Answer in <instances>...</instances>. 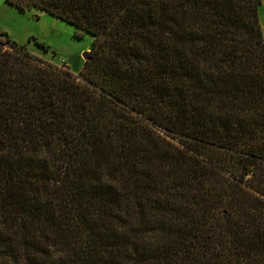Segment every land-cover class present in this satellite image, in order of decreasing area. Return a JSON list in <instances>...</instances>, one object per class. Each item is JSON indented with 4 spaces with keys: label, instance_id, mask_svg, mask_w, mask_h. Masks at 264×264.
<instances>
[{
    "label": "trees",
    "instance_id": "1",
    "mask_svg": "<svg viewBox=\"0 0 264 264\" xmlns=\"http://www.w3.org/2000/svg\"><path fill=\"white\" fill-rule=\"evenodd\" d=\"M5 1L91 41L0 30V264H264L260 0Z\"/></svg>",
    "mask_w": 264,
    "mask_h": 264
},
{
    "label": "rangeland",
    "instance_id": "2",
    "mask_svg": "<svg viewBox=\"0 0 264 264\" xmlns=\"http://www.w3.org/2000/svg\"><path fill=\"white\" fill-rule=\"evenodd\" d=\"M257 18L264 42V0L257 6ZM0 30L17 44H23L29 53L75 75L82 67V53L88 52L91 41L88 33L63 19L36 8L20 10L5 0H0ZM5 45L10 47L7 42Z\"/></svg>",
    "mask_w": 264,
    "mask_h": 264
},
{
    "label": "water",
    "instance_id": "3",
    "mask_svg": "<svg viewBox=\"0 0 264 264\" xmlns=\"http://www.w3.org/2000/svg\"><path fill=\"white\" fill-rule=\"evenodd\" d=\"M85 56H86V52H83L82 57L85 58Z\"/></svg>",
    "mask_w": 264,
    "mask_h": 264
}]
</instances>
